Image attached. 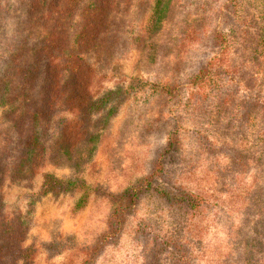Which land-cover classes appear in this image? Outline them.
Here are the masks:
<instances>
[{"label":"rangeland","instance_id":"1","mask_svg":"<svg viewBox=\"0 0 264 264\" xmlns=\"http://www.w3.org/2000/svg\"><path fill=\"white\" fill-rule=\"evenodd\" d=\"M26 1L0 0V65L5 48L22 34L20 29L37 35L38 28L23 17ZM154 1L132 0L119 7L111 18L116 35L109 43L112 54H87L95 71L92 88L103 93L119 87L123 92L108 119L107 110L92 116L100 120L99 135L85 152V164L75 171L66 161L54 164L51 160L43 168L59 177L78 174L87 180L92 193L83 209L73 211L77 195L72 193L42 194L40 174L29 180H9L8 169L19 157V136L6 117V106L0 107L2 208L7 213L20 212L26 219L24 243L36 247L31 264H264V140L258 119L264 111L260 108L264 105L263 2L237 0L241 28L233 30L226 25L231 21L215 15L225 0H172L153 32L149 17ZM199 11L212 18L210 25L221 27L226 49L222 53L180 39L182 29ZM207 57L214 58L208 74L194 86L189 84ZM165 85L176 90L166 94ZM191 91H201L204 100H190ZM246 101H251L245 105L249 116L239 124L236 113L230 112H237ZM59 105L50 137L55 136L58 118L73 116ZM172 129L181 141L179 156L196 167L189 183L207 188V205L193 217L195 223L188 224L180 208L145 193L127 215L118 239L92 257L91 248L110 209L105 192L117 191L146 172L155 149ZM197 132L216 146L235 139L251 163L248 171L236 174L223 154L204 153ZM168 239L187 245L185 260L174 258Z\"/></svg>","mask_w":264,"mask_h":264},{"label":"trees","instance_id":"2","mask_svg":"<svg viewBox=\"0 0 264 264\" xmlns=\"http://www.w3.org/2000/svg\"><path fill=\"white\" fill-rule=\"evenodd\" d=\"M131 1L27 0L23 17L38 28L37 35H31L30 31L24 34L26 28L23 31L20 29L22 34L16 37L2 54L0 107L6 106V117L19 136L20 146L18 159L8 169V178L11 181L29 180L40 174L42 194L77 195L74 212L88 204L92 193L91 185L78 174L59 177L53 172L43 171V168L46 162L51 160L54 164L66 161L73 170L80 171L85 164L87 148L99 135L100 120L94 121L92 116L107 110L108 119L114 113L115 103L121 100L123 91L119 87L103 93L92 88L91 81L95 71L87 54H112L109 43L114 42L116 36L111 27L112 13L121 6L126 7ZM171 1H154V10L149 17L153 32L160 27ZM236 1L225 0L222 8L215 14L217 18L231 21L226 25L233 30L241 28V24L237 22ZM262 2L260 16H263L264 25V0ZM229 11L231 14H228ZM75 17L77 21H74ZM190 22L192 23L184 27L179 35L182 41H194L200 48H217L220 53L226 50L225 45L223 46L225 41L221 27L210 25L212 18L207 13L197 12ZM213 59L207 57L199 64L189 79V84L194 86L198 81L204 80ZM261 69L264 71V68ZM162 89L166 94H172L175 87L165 85ZM203 97L201 91L190 92V100L195 103L202 102ZM57 103L73 116L58 118L55 136L50 137L48 132L58 107ZM249 103L251 101H246L242 103V107H238L237 112H230L236 113L239 124L245 122L249 116L250 108L245 106ZM263 107L264 105L260 106ZM107 119L103 118L104 121ZM258 119L261 122L259 132L264 140V111L258 115ZM167 133L165 142L155 149L146 172L117 191L105 192L110 209L105 227L91 248L92 257L103 246L118 239L127 215L133 211L145 193L152 192L170 205L169 207L180 208L179 212L188 224L195 223L193 217L207 205V188L189 183L196 167L190 159L185 161L186 158L179 156L177 150L180 149L181 141L177 130L172 129ZM197 134L204 153L213 156L223 154L236 174L248 171L251 163L235 139H232L233 142L229 145L221 143L222 145L216 146L207 135L200 132ZM50 139L53 140L49 144L47 142ZM176 165L179 171H171L170 168ZM1 199L0 196V264H31L36 247L24 243L28 223L20 212H5ZM168 244L173 247L172 254L177 261L185 260L188 251L185 243L168 239Z\"/></svg>","mask_w":264,"mask_h":264}]
</instances>
